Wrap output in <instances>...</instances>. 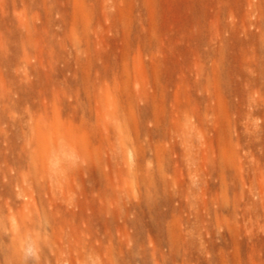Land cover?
<instances>
[{"label":"rangeland","instance_id":"1","mask_svg":"<svg viewBox=\"0 0 264 264\" xmlns=\"http://www.w3.org/2000/svg\"><path fill=\"white\" fill-rule=\"evenodd\" d=\"M0 264H264V0H0Z\"/></svg>","mask_w":264,"mask_h":264},{"label":"bare ground","instance_id":"2","mask_svg":"<svg viewBox=\"0 0 264 264\" xmlns=\"http://www.w3.org/2000/svg\"><path fill=\"white\" fill-rule=\"evenodd\" d=\"M61 129H58L57 127L55 128V130H54V133H55V135L53 136V138L51 137V135H46V136H44V138H43V142H42V147H43V155L44 156H48V158H49V160H51L53 163H51L52 165H56L55 164V162L56 161H60V159L58 160V157H62V156H59V154H60V151H61V149H60V146L59 145H57V143H53V141H57L58 139H60V138H62V137H64V136H62L63 135V133L60 131ZM52 133V132H51ZM53 133V134H54ZM70 134V133H69ZM62 136V137H61ZM58 138V139H57ZM66 141V140H65ZM64 141V142H65ZM61 142V141H60ZM73 142V141H72ZM59 143V142H58ZM62 143V142H61ZM70 143V142H69ZM55 144V145H54ZM60 144V143H59ZM64 146H65V144H64ZM63 148V147H62ZM69 148V147H68ZM64 153V152H63ZM66 155H64V157H65ZM68 157V156H67ZM63 159V158H62ZM70 159V158H69ZM63 162V161H62ZM69 163V162H68ZM57 165H59V164H57ZM61 165V164H60ZM59 165V166H60ZM55 167V166H54ZM65 172V171H64ZM66 173V172H65ZM64 175V174H63ZM50 182H52V180L50 181ZM54 182V181H53ZM62 186V185H61ZM63 188V187H62ZM55 194V193H54ZM53 194V195H54Z\"/></svg>","mask_w":264,"mask_h":264}]
</instances>
